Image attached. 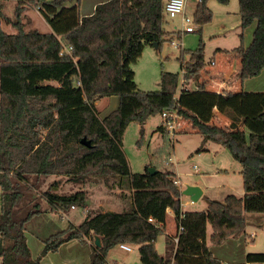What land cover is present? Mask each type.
<instances>
[{"label":"trees","instance_id":"16d2710c","mask_svg":"<svg viewBox=\"0 0 264 264\" xmlns=\"http://www.w3.org/2000/svg\"><path fill=\"white\" fill-rule=\"evenodd\" d=\"M11 1L17 5L14 18L6 12ZM210 1L199 0L194 19L200 25L213 19ZM28 2H35L52 32L25 30L21 18ZM166 2L110 0L81 17L82 0H0V264H44L48 254L74 240L91 241L90 264H107L111 250L122 244L139 247L141 264H225L210 245L244 235L247 213L264 214V92L207 90L202 45L181 65L179 96L178 73L163 72L158 91L141 90L136 83L132 64L148 45L160 48L169 34L163 28ZM239 6L241 28L256 24L253 41L247 48L218 51L241 58L237 79L242 88L264 71V0H239ZM5 24L17 32L9 33ZM69 47L73 50L67 53ZM114 96L118 108L101 118L97 102ZM165 113H177L186 122L176 134L199 133L205 144L223 142L242 164L243 198L228 195L208 200L203 211L184 212L175 173L151 174L149 168L132 172L123 149L128 127L133 122L143 127ZM220 117L228 123L222 125ZM158 131L167 132L163 125ZM85 136L92 147L81 143ZM51 177L74 184L112 178L114 186L131 191L133 208L89 213L80 225L70 223L63 231L40 236L45 247L34 259L27 233L36 219L49 211L62 217L73 206L88 207L87 192L59 193L60 180L41 193ZM43 201L48 211L42 209ZM169 210L178 230L183 229L168 236V254L161 256L157 242ZM96 236L102 239L101 248L95 245ZM248 261L264 264V254H249Z\"/></svg>","mask_w":264,"mask_h":264},{"label":"rangeland","instance_id":"374dc122","mask_svg":"<svg viewBox=\"0 0 264 264\" xmlns=\"http://www.w3.org/2000/svg\"><path fill=\"white\" fill-rule=\"evenodd\" d=\"M198 4L199 0H187L186 2L185 15L195 27L194 33L183 32L187 24L183 23L182 15L172 19L164 14L163 28L169 34L165 37L162 46L156 48L154 45H148L140 59L132 64L139 89L144 91L161 90L162 73H178L179 86L176 95L179 96L183 89L184 78L181 65L183 62L189 61L191 53L201 45L204 47L208 66H211L212 60L218 59L219 49L233 50L241 45L245 48L250 46L253 41L254 27L251 26L245 30L241 28L239 0H231L227 6L219 4L216 0H211L209 7L213 12V19L204 25L198 24L194 19ZM16 6L15 1L9 2L7 6L6 12L12 16L11 18H14ZM79 11L81 12V9ZM21 20L27 31L36 29L43 33L52 32L51 26L43 18L35 2H28L26 9L22 12ZM4 27L9 33L17 32L9 24H5ZM183 52H185L184 57ZM189 87L194 88L191 84ZM118 106L119 98L117 96L101 99L97 103L101 118L111 114ZM220 121L222 125L228 122L225 117H220ZM161 125H163V118L161 115H157L151 117L143 127L136 122L131 123L128 127L124 136L123 149L133 173H145L147 168H156L162 172L169 171L176 174L174 180H179L180 185H176L178 188L184 190L187 186H197L202 191L204 190V196L197 202L192 201L190 197H182L183 207L186 210L203 211L208 206V199L222 201L228 194L237 197L245 195L241 174L242 164L232 156L221 140L209 141L205 144L204 138L199 133L176 134L173 131L165 133L158 131ZM185 128L186 122L179 118L175 131L179 132ZM142 129H144L143 134ZM218 138L220 139V136ZM55 180H60L59 193L87 192L89 208L76 207V211L71 208L72 212L63 213L62 217L53 216L49 211V213H44V217L41 219H36L29 230L32 235L29 245L34 259L39 257L45 247L39 239L40 236H50L65 230L71 222L80 225L89 213L110 211L120 213L131 210L129 197L131 191L114 186L112 178H108V181L104 178H91L86 183L74 184L67 178L51 177L42 185L40 192L43 193ZM2 193L0 186V213H2ZM41 205L42 209L49 210L45 201ZM45 216L51 217L52 221L45 219ZM246 219L247 228L244 235L248 234V243L247 246L245 244L244 246L248 247L251 254H264V214L247 213ZM211 232L212 228L209 226L208 237ZM168 235L167 232H164L158 239L157 249L161 256L168 254ZM251 235L255 236V240ZM238 238L231 239L235 241ZM78 242V245L65 246L62 250L59 249L58 252L52 253L51 258L54 263L60 264L65 259H71L69 264H90L92 248L89 247V249L86 247L87 244ZM132 249V252H127L121 249L120 245L116 246L111 250L107 264H140L139 248L132 246Z\"/></svg>","mask_w":264,"mask_h":264},{"label":"crops","instance_id":"0c3cea01","mask_svg":"<svg viewBox=\"0 0 264 264\" xmlns=\"http://www.w3.org/2000/svg\"><path fill=\"white\" fill-rule=\"evenodd\" d=\"M108 1H110V0H82V3L80 5L81 17L92 15L95 12V9L99 4L106 3ZM253 27H254V31H255L256 24H254ZM225 50H227V49H225ZM240 67H241V58L235 57L232 55H227L224 53H219L218 59L216 58L214 60V62L211 63V66H207L203 71V81L207 84V90L214 91L217 93H222L225 91L237 92L238 89H242L246 92H264V71L260 76L246 80L245 83L243 84L242 88L239 87V80L237 79V72L239 71ZM191 89H194V88H191ZM181 191H183V190L181 189ZM204 194L205 193L203 190L202 196L200 197V199L204 196ZM228 195H233V194H228ZM184 196L185 195L182 194V197H184ZM182 197H181L182 209L184 212L197 210V209H192V210L191 209L190 210L184 209ZM243 197H238V198H243ZM208 200H214V199H208ZM88 208H89V206H88ZM132 208H133V203L131 201V209ZM76 210H77V208L74 211H76ZM52 214H53V216H57L56 213H52ZM42 217H44V216H42ZM42 217H40L38 219H41ZM246 217H247V214H246ZM45 219H49V221H52V218L49 216H45ZM71 223H73V222H71ZM73 224L77 225L75 223H73ZM61 231H63V230H61ZM177 231H178V228H177V224H176L175 214L172 210H169L168 211L167 226H166L165 232H167L169 234L168 236H175L177 234ZM58 232H60V231H58ZM30 233L29 232L27 233L29 240L31 238L30 236H32V235H30ZM211 234H212V232H211ZM211 234L209 235V237L211 236ZM247 235H242L241 237L238 238V240H235V241H233L234 239L228 240L227 242H225L223 245H220V246L210 245V250L214 254L215 257L220 258L225 263H228V264H252V263H249V261H248V256L251 253L249 252L248 247L244 246V244L247 246V243H248ZM37 236H39V234H37ZM209 237H208V240H209ZM251 237L253 240H255L254 235H251ZM78 244H79L78 240H74V241H71L70 243L64 244L60 248V250H62L65 246L78 245ZM131 246H135V245H131ZM86 247L87 248L91 247V243L89 242V240H88V244L86 245ZM124 251H126V250H124ZM254 254H256V253H254ZM52 255H53L52 253L48 254L43 259V263L44 264H57V263H54L53 258H51ZM70 262H71V259H65L64 262L60 263V264H69ZM136 264H139V263H136ZM140 264H141V261H140Z\"/></svg>","mask_w":264,"mask_h":264},{"label":"built area","instance_id":"2783aa9c","mask_svg":"<svg viewBox=\"0 0 264 264\" xmlns=\"http://www.w3.org/2000/svg\"><path fill=\"white\" fill-rule=\"evenodd\" d=\"M186 2L187 0H167L165 4V10L164 14H166L169 18H176L180 15L183 16V23L186 25L183 29V32L185 33H194L196 31L195 27L193 26L191 20L185 15L186 10ZM176 45V44H175ZM178 46V45H177ZM73 50L72 47L66 48V52L70 53ZM63 54V52H62ZM163 118V126L167 132L173 131L176 132L177 123L179 120V116L177 113H165L162 115ZM195 169H197L195 167ZM174 184L179 186L180 182L179 180H174ZM73 209H76L75 206L72 207ZM149 222L154 223V220L152 218L149 219ZM183 227H180L178 230V233L182 231ZM179 241V235L175 237V242L178 243ZM121 249L126 250L128 252H132V246L128 244H122L120 245ZM173 264V262L171 263Z\"/></svg>","mask_w":264,"mask_h":264},{"label":"water","instance_id":"95a60500","mask_svg":"<svg viewBox=\"0 0 264 264\" xmlns=\"http://www.w3.org/2000/svg\"><path fill=\"white\" fill-rule=\"evenodd\" d=\"M154 46L156 48H158L159 44L154 43ZM81 143L87 147H92L91 141L88 140V138L86 136L81 140ZM149 172L151 174H156L158 172V170L156 168H150ZM182 194L187 196V197H190L192 199V201L197 202L200 199V197L202 196V190L197 186H187L186 189H184L182 191ZM95 245L99 248H101L103 246L102 245V239L100 236L95 237Z\"/></svg>","mask_w":264,"mask_h":264}]
</instances>
